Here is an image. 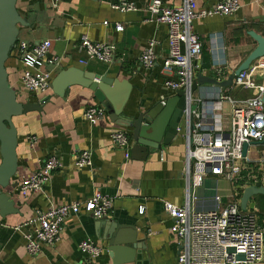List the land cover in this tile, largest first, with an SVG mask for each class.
<instances>
[{
  "label": "crops",
  "instance_id": "crops-1",
  "mask_svg": "<svg viewBox=\"0 0 264 264\" xmlns=\"http://www.w3.org/2000/svg\"><path fill=\"white\" fill-rule=\"evenodd\" d=\"M117 1L58 0L53 6L50 0H18L16 7L30 23L28 30L23 29L21 41L50 42L47 59L56 58L58 61L46 68H76L126 82L130 91L123 114L131 116L137 110H147L174 97L175 93L164 87V81L175 75L173 71L168 74L163 69V61L168 56L167 27L156 23L147 12L151 0H127L138 10L125 13L111 9ZM160 1L167 7L180 3L179 0ZM218 1L195 0L199 10L210 8ZM238 2L240 9L232 16L197 19L193 23V31L203 50L198 66L206 77L215 78L214 68H221L228 73L227 79L256 47L247 32L260 33L263 30L264 0ZM103 22L108 25L104 26ZM117 23L123 26L122 31L114 29ZM83 37L91 42L114 45L113 62L103 64L88 59L80 48ZM150 40L156 42V61L152 68L144 69L140 56ZM5 68L8 82L17 92L18 102L38 103L48 98L41 105L40 112L12 118L17 132V172L10 183L19 185L50 156H56L63 167L52 173L38 194L23 198L18 194V185L15 189H6L18 212L0 216V264H113L108 256L103 221L126 230L125 238L130 240L133 237L141 247L133 262L122 264H178L176 240L169 231L172 220L163 204L169 202L181 206L184 203V117L178 124L179 132L167 146L144 158L140 152L131 154L130 142L129 159L126 160L124 151L115 148L110 139L114 131L123 128L113 124L107 114L95 125L84 118L86 108L100 105L89 89L70 86L63 97L56 96L50 88L39 93L24 91L20 79L25 67L16 48ZM219 90L238 106L255 95L252 90L238 89L233 85L228 88L204 85L192 96L193 104L197 107L198 99ZM233 107L234 104L227 102L222 104L220 126L224 132L230 129ZM83 150L91 154L90 170L74 167L73 156ZM263 160L264 146L250 144L246 161L242 163V180L232 183L224 176L207 173L202 185L194 190L196 201L193 207L198 211L213 210L215 196L220 198L221 207L234 202L239 204L243 184L261 181L264 186V164L260 163ZM253 171L257 174L252 177L250 173ZM96 192L112 198V208L104 220L94 219L83 212L69 216L55 245H43L34 257L26 254L23 235L30 228L22 227L24 222L34 218L36 212H45L51 206L81 203ZM140 207L144 208L141 215L138 213ZM247 210L255 213L258 224L264 228V197L248 202ZM17 227L20 230H16ZM83 241H90L100 248V256L89 260L80 253L78 246ZM257 264H264V261Z\"/></svg>",
  "mask_w": 264,
  "mask_h": 264
},
{
  "label": "built area",
  "instance_id": "built-area-1",
  "mask_svg": "<svg viewBox=\"0 0 264 264\" xmlns=\"http://www.w3.org/2000/svg\"><path fill=\"white\" fill-rule=\"evenodd\" d=\"M50 1L53 6L57 5L58 0ZM179 2L178 5L167 7L160 0H151L147 12L156 23L167 27L168 56L163 61V69L168 74L173 71L175 76L166 79L164 87L172 93L182 90L188 94L196 75L200 73L198 63L202 56L201 42L193 31L194 21L214 16H232L240 9V4L238 0H219L212 7L199 10L195 0ZM111 9L121 13L138 10L134 3L127 0H118L111 5ZM103 25L108 24L103 22ZM114 29L119 32L123 26L117 23ZM155 45L156 42L150 40L140 56L144 69L152 68L156 61ZM15 48L25 67L20 79L22 89L29 93L47 91L52 73L42 68L55 65L58 61L56 58L47 59L50 42L19 41ZM80 48L90 60L103 64H111L114 60L115 46L112 44L91 42L83 37ZM258 60L261 61L251 64L233 79L234 87L255 92L240 106L219 90L198 99V106L194 109L190 107L194 101L191 99L184 111V203L181 206L169 202L163 204L172 220L169 231L176 240L178 264H257L264 261V228L258 224L253 211H242L235 202L221 207L218 196L214 197L213 210L198 211L193 207L196 201L194 190L202 185L207 173L224 176L232 183L238 182L242 179V163L246 161V155H242L244 145L249 147L252 143L264 141V105L261 102L264 96V57ZM214 72L216 81L226 80L228 73L223 69L214 68ZM225 102L234 104L228 132H224L220 126V112ZM83 116L91 125H95L106 116V110L101 105L91 106L86 108ZM176 131L178 133L179 128ZM110 139L115 148L124 151L125 159L128 160L130 139L127 132L124 129L114 131ZM73 157L75 168L91 169L89 151H80ZM260 163L264 164V160ZM62 167L56 156L48 157L37 171L20 182L18 194L25 198L28 194L42 192L52 173ZM111 208L112 198L96 192L81 203L51 206L45 212H36L34 218L22 225L30 228L23 235L26 254L34 257L40 253L43 245H55L69 216L83 212L100 220L108 215ZM143 211L144 208L140 207L138 213L141 215ZM15 229L20 230L18 227ZM78 247L80 253L89 260L97 258L102 252L90 241H83Z\"/></svg>",
  "mask_w": 264,
  "mask_h": 264
},
{
  "label": "water",
  "instance_id": "water-1",
  "mask_svg": "<svg viewBox=\"0 0 264 264\" xmlns=\"http://www.w3.org/2000/svg\"><path fill=\"white\" fill-rule=\"evenodd\" d=\"M18 0H0V216L16 214L14 201L11 199L7 188L15 189L17 182L10 183L17 172V132L12 118L30 112H40L41 105L48 98L38 103L18 102L17 92L11 88L5 63L15 49L17 42L22 40L23 29L28 30L30 23L18 12ZM247 35L256 43V47L249 53L238 68L226 80L218 82L214 78L198 73L187 94L179 90L174 97L167 99L164 104H155L147 110H137L136 113L126 116L124 107L128 100L129 86L124 81L107 77L106 74L96 75L86 73L76 68L58 70L55 68H42L54 74L49 88L58 97H63L65 90L70 86H81L89 89L104 109L109 120L125 129L132 144L131 154L140 152L146 158L149 154L167 146L177 135L176 129L188 102L197 89L204 85L219 88H228L233 85V79L241 71L247 70L256 60L264 57V28L260 33L248 31ZM37 43V42H35ZM264 105V96L261 97ZM191 109L196 107L193 102ZM264 146V141L259 143ZM248 145H244L242 155H246ZM239 206L246 211L249 200L254 196L264 197V186L261 181L246 183L242 186ZM102 220V219H101ZM104 220V219H103ZM105 226L108 256L113 264L133 262L136 251L141 249L133 237L128 240V233L121 227L103 221Z\"/></svg>",
  "mask_w": 264,
  "mask_h": 264
},
{
  "label": "rangeland",
  "instance_id": "rangeland-1",
  "mask_svg": "<svg viewBox=\"0 0 264 264\" xmlns=\"http://www.w3.org/2000/svg\"><path fill=\"white\" fill-rule=\"evenodd\" d=\"M253 174H257V173L254 172V171L250 173V175H252V177H253ZM247 175H248V173H247ZM247 175H246V176H247ZM252 177H251V178H252ZM241 180H242V179H241ZM241 180H239V181H241ZM239 181H238V182H239ZM255 183H256V182H255ZM258 197H259V196H254V197H252V198L249 200V202H251L252 200H253V202H254L255 199L258 198Z\"/></svg>",
  "mask_w": 264,
  "mask_h": 264
},
{
  "label": "trees",
  "instance_id": "trees-1",
  "mask_svg": "<svg viewBox=\"0 0 264 264\" xmlns=\"http://www.w3.org/2000/svg\"><path fill=\"white\" fill-rule=\"evenodd\" d=\"M202 53H203V50H202Z\"/></svg>",
  "mask_w": 264,
  "mask_h": 264
}]
</instances>
